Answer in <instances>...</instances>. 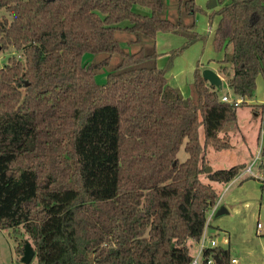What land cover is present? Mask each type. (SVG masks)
Here are the masks:
<instances>
[{"label":"trees","instance_id":"trees-1","mask_svg":"<svg viewBox=\"0 0 264 264\" xmlns=\"http://www.w3.org/2000/svg\"><path fill=\"white\" fill-rule=\"evenodd\" d=\"M178 1L190 25L162 17L165 0H0V47L21 52L0 67V229L12 231L21 259L31 243L29 264H190L188 241L201 240L219 198L201 175L228 183L247 166L208 173L206 150L231 146L223 132L264 78V0H217L211 14L225 94L241 103L223 100L199 62L192 95L169 82L174 54L199 39L201 7ZM118 30L136 34L132 44L192 34L159 67L155 47L127 52ZM100 53L108 56L84 61ZM115 54L120 63L98 83ZM230 255L221 246L204 252L222 264H233Z\"/></svg>","mask_w":264,"mask_h":264},{"label":"rangeland","instance_id":"rangeland-1","mask_svg":"<svg viewBox=\"0 0 264 264\" xmlns=\"http://www.w3.org/2000/svg\"><path fill=\"white\" fill-rule=\"evenodd\" d=\"M197 4L201 7L202 11L195 15L196 20V31L199 34V39L194 43L183 49L181 52L174 54V50L181 48L185 45V42L190 38L192 34L188 31L185 34H174V33H160L156 40H152L148 37L142 36L140 43L132 44L131 42L137 39V35L126 30H118L116 37L123 48L127 52L134 53L144 47L147 51L152 52L154 47L159 53L156 62L159 67H164L171 54L173 56V66L167 73L169 82L179 88L184 96H190L193 93V73L197 63H200L202 68H211L217 70L220 76L224 79L223 87L219 88L222 94L229 93L231 90L226 82V77L221 72L219 62L220 59L224 58V51H217L213 43V35L219 16L216 15L211 19V14L214 9H218V4L211 7L213 0H196ZM166 7L162 13V17L176 21L180 17L190 25L193 17L188 16L185 11H181L179 8L178 0H165ZM136 11L150 14L148 8L136 5L134 6ZM4 12V11H2ZM130 25L129 22L125 21L119 24L120 27H126ZM228 50H232L230 46ZM15 55L21 58V52L16 51L14 48L8 50H2L0 47V67L7 63L8 58ZM108 55L105 53L100 54H85L84 61L99 62ZM121 58L115 54L112 56L111 61L108 65L102 67L97 71L96 80L100 84H104L107 81L108 73L113 71L114 68L120 63ZM247 105L241 106L237 110V119L233 122H229L223 133H228L230 136L231 146L227 149L216 150L212 146H209L206 150L208 166H234L240 162H246L249 166L253 160H256V164L253 170L256 172L259 162V150L261 143L264 142V78L260 74L257 77V84L254 96L251 99H247ZM200 139L204 142V129L200 128ZM188 157L184 146L178 153V158L181 161H185ZM213 169V168H212ZM213 171V170H212ZM241 173V172H240ZM264 177V174L262 175ZM201 179L210 183L211 181L207 178V173L201 175ZM254 179V178H253ZM249 180V179H248ZM255 181L260 187L264 185V180L255 178ZM245 181L241 184H244ZM240 183L237 186L241 185ZM255 184H250L248 187H254ZM264 188V187H263ZM253 189V188H249ZM223 189H221L222 191ZM249 191L246 190L241 192V195L245 196ZM251 193V192H250ZM10 232V233H9ZM3 231L0 229V264H25L22 262L18 254H12V248L16 246V241L12 235V231ZM19 236H26L24 231L21 230ZM27 237V236H26ZM193 247V255H195L199 249ZM192 250V249H191ZM32 264H36L34 259Z\"/></svg>","mask_w":264,"mask_h":264},{"label":"crops","instance_id":"crops-1","mask_svg":"<svg viewBox=\"0 0 264 264\" xmlns=\"http://www.w3.org/2000/svg\"><path fill=\"white\" fill-rule=\"evenodd\" d=\"M213 70L217 72L216 68ZM210 165L212 170L228 168L214 166L211 162ZM256 173L261 172L258 170ZM262 175L255 178L264 179ZM249 176L252 175L242 171L228 183L210 182L219 198L213 209L208 212V234L217 238L219 246L230 248L233 264H264V188L260 189L255 179L244 180ZM243 180L245 183L241 184ZM238 183L241 185L237 186ZM250 184L255 185L248 187ZM246 190L249 193L241 195V192ZM3 231L9 232L8 229ZM197 243L192 239L188 241L192 254L193 247H198ZM11 248L12 254H17L15 246Z\"/></svg>","mask_w":264,"mask_h":264},{"label":"built area","instance_id":"built-area-1","mask_svg":"<svg viewBox=\"0 0 264 264\" xmlns=\"http://www.w3.org/2000/svg\"><path fill=\"white\" fill-rule=\"evenodd\" d=\"M222 99L225 101H229V102H232V101H235L236 103L243 102L242 97H236L233 99L232 97H230L226 94L222 97ZM263 143H261L260 150H259L260 156H259L258 165L261 161V149H262ZM255 164H256V160H253V162L249 166H246L242 171H244L245 173H248L252 176L259 177V175H262V173L257 174L253 170V167ZM257 170H258V168H257ZM258 226H260V224H258ZM198 243H199V249H198L197 253L195 255H193V260L190 264H217V260L214 256H210L209 258L204 257V252L207 248H214V247L219 246V242H218L217 238L211 237L208 234L207 226L205 227L203 236Z\"/></svg>","mask_w":264,"mask_h":264},{"label":"water","instance_id":"water-1","mask_svg":"<svg viewBox=\"0 0 264 264\" xmlns=\"http://www.w3.org/2000/svg\"><path fill=\"white\" fill-rule=\"evenodd\" d=\"M217 4V0H213L211 7ZM203 77L208 80L212 85L217 86L218 88L223 87V78L215 70L211 68H205L202 71ZM206 171L209 173L212 171L210 166H207ZM35 256V251L30 242L26 243L24 255L22 256V262L29 264L33 257ZM218 264H222L219 259H216Z\"/></svg>","mask_w":264,"mask_h":264}]
</instances>
